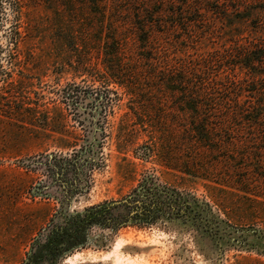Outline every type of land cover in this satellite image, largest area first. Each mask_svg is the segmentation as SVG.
<instances>
[{"label": "rangeland", "instance_id": "obj_1", "mask_svg": "<svg viewBox=\"0 0 264 264\" xmlns=\"http://www.w3.org/2000/svg\"><path fill=\"white\" fill-rule=\"evenodd\" d=\"M180 1L185 4L99 0L97 7L106 9L107 27L127 37L131 58L138 49L133 22L150 9L148 19L156 23L150 29L169 58L165 65L179 71L186 65L181 52L219 51L229 33L223 23H212L213 2ZM158 10L163 14H155ZM89 13L87 0H0V264H23L35 239L44 238L60 213L119 199L146 173L208 200L219 219L238 230L222 223L219 234L202 233L183 219L118 232L95 227L92 244L68 253L60 264H264V231H255L264 230V166L253 160L264 149V127L224 128L221 152L174 154L190 176L165 167L161 145L138 124L124 89L113 82L101 85L100 53L88 48L99 46L91 39L97 34L87 26L101 29L105 23L99 16L89 20ZM80 41L87 46H79ZM138 60L128 67L140 70L130 74L136 82L156 85L146 78L152 63ZM212 68L218 73L219 66ZM97 95L111 100L104 107ZM164 110L152 108L147 114L156 123ZM122 134L127 146H119ZM65 138L77 141L78 157L60 146ZM147 145L155 149L149 158Z\"/></svg>", "mask_w": 264, "mask_h": 264}, {"label": "trees", "instance_id": "obj_2", "mask_svg": "<svg viewBox=\"0 0 264 264\" xmlns=\"http://www.w3.org/2000/svg\"><path fill=\"white\" fill-rule=\"evenodd\" d=\"M87 1L89 20L99 16L100 23H105L101 29L87 26L97 34V38L91 39L99 46L88 48L100 53L104 69L101 85L113 82L124 89L132 113L141 120L138 124L148 128L147 135L156 145H161L158 151L162 154L160 159L165 167L190 176L192 173L183 169V164L178 165L174 161V154L183 155L189 151L198 154L199 150L221 152L225 143L222 135L224 128L235 131L237 126L249 125L253 129L264 127V0H209L213 2L209 11L215 17L211 19L212 23H223L229 32L223 41L225 43L219 51L194 53L185 49L179 55L176 53L186 61L185 67L179 71H173L172 64L165 65L169 58L165 59V52L157 46L154 38L156 30L150 29L156 24L148 19V16L151 17L150 9L143 10L142 19H137L140 18L138 15L133 22L138 49L131 58L126 47L127 37L118 32V28L107 27L106 9L97 7L99 0ZM174 2L185 4L180 0ZM163 12L158 10L155 14ZM167 12L178 14L179 11ZM245 25L247 30L238 29ZM176 26L179 29L180 24ZM75 38L81 40L78 31L75 32ZM78 45L87 46L81 41ZM137 58L138 61L152 63L145 77L156 81V85L136 82V77L130 74L131 71L140 70L128 67ZM214 66H219L218 73L212 71ZM197 75L201 78L198 82ZM226 84H229V88L225 87ZM221 91H225V95L217 97ZM154 92L160 96L155 97ZM96 98H101L100 104L104 107L111 100L101 95ZM158 107H165L164 115L153 123L147 113ZM139 111L143 117H139ZM120 136L118 143L122 144L119 146H127L124 135ZM67 139H63L60 146L73 149L71 154L78 157L77 141ZM153 146L147 145V158L153 156ZM263 155L264 149H260V154L253 160H258L264 166ZM52 158L57 159L53 152ZM59 159L71 161L68 158ZM132 164L135 165V162ZM215 198L216 202H222L221 198ZM216 204L222 205L224 210L223 204ZM59 215L60 221L52 219L44 238L35 239L23 264H60V260L68 253L92 244L91 231L95 227L118 232L127 226L165 227L167 222L183 219L202 233L217 235L222 223L227 229L232 227L230 231L238 230L228 221L224 223L223 219H219L213 204L208 200L198 197L190 189L164 183L151 173L144 174L132 191L119 199L106 200L82 211L62 212ZM213 222H218V225Z\"/></svg>", "mask_w": 264, "mask_h": 264}, {"label": "bare ground", "instance_id": "obj_3", "mask_svg": "<svg viewBox=\"0 0 264 264\" xmlns=\"http://www.w3.org/2000/svg\"><path fill=\"white\" fill-rule=\"evenodd\" d=\"M126 236V235H125ZM128 236H132L131 234H129ZM79 255V253H75L74 256L77 257Z\"/></svg>", "mask_w": 264, "mask_h": 264}]
</instances>
